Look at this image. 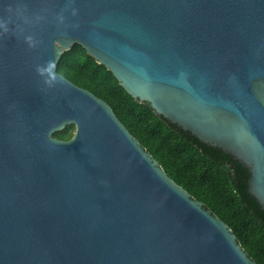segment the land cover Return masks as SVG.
Returning a JSON list of instances; mask_svg holds the SVG:
<instances>
[{"label": "water", "instance_id": "water-1", "mask_svg": "<svg viewBox=\"0 0 264 264\" xmlns=\"http://www.w3.org/2000/svg\"><path fill=\"white\" fill-rule=\"evenodd\" d=\"M76 44L240 161L264 208V0H0V264H258L58 71Z\"/></svg>", "mask_w": 264, "mask_h": 264}, {"label": "trees", "instance_id": "trees-1", "mask_svg": "<svg viewBox=\"0 0 264 264\" xmlns=\"http://www.w3.org/2000/svg\"><path fill=\"white\" fill-rule=\"evenodd\" d=\"M60 73L106 100L132 134L194 198L229 224L249 256L264 264V208L248 189V169L230 153L200 141L191 132L135 99L104 64L79 44L65 51ZM75 126L54 135L69 139Z\"/></svg>", "mask_w": 264, "mask_h": 264}]
</instances>
